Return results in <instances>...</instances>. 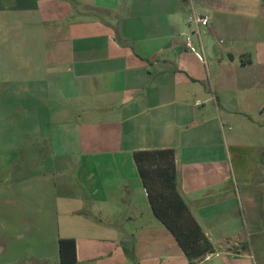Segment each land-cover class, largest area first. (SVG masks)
<instances>
[{
  "label": "crops",
  "instance_id": "crops-1",
  "mask_svg": "<svg viewBox=\"0 0 264 264\" xmlns=\"http://www.w3.org/2000/svg\"><path fill=\"white\" fill-rule=\"evenodd\" d=\"M1 51L0 264H61V239L191 264L135 163L156 150L207 264H264V0H0Z\"/></svg>",
  "mask_w": 264,
  "mask_h": 264
},
{
  "label": "trees",
  "instance_id": "trees-1",
  "mask_svg": "<svg viewBox=\"0 0 264 264\" xmlns=\"http://www.w3.org/2000/svg\"><path fill=\"white\" fill-rule=\"evenodd\" d=\"M135 163L155 215L172 232L191 264L206 253L215 254L214 245L191 214L177 189L175 152L173 150L140 151ZM61 264H77L75 239H61Z\"/></svg>",
  "mask_w": 264,
  "mask_h": 264
},
{
  "label": "rangeland",
  "instance_id": "rangeland-1",
  "mask_svg": "<svg viewBox=\"0 0 264 264\" xmlns=\"http://www.w3.org/2000/svg\"><path fill=\"white\" fill-rule=\"evenodd\" d=\"M1 53H3L2 51L0 52V54ZM4 62H3V60H0V96H1V98H0V103L2 102V101H5V99H3L4 98V93H5V90L8 88V86H9V84H5L6 82H5V80L8 78V77H6L5 76V74H4V72H5V68L3 67V64ZM3 94V95H2ZM21 100L19 99V98H16V97H13V104H14V106L13 107H15L14 108V111L15 110H17V112L18 113H21ZM14 119H20V116H14ZM25 151V149H23V151H22V153H20L21 155H23V152Z\"/></svg>",
  "mask_w": 264,
  "mask_h": 264
},
{
  "label": "built area",
  "instance_id": "built-area-1",
  "mask_svg": "<svg viewBox=\"0 0 264 264\" xmlns=\"http://www.w3.org/2000/svg\"><path fill=\"white\" fill-rule=\"evenodd\" d=\"M209 19L208 18H204V19H198L197 23L202 24L203 26L208 25ZM188 49H192V44L190 41H188V43L186 44ZM213 254L212 253H206L203 257H201L197 264H207L211 259H212Z\"/></svg>",
  "mask_w": 264,
  "mask_h": 264
}]
</instances>
